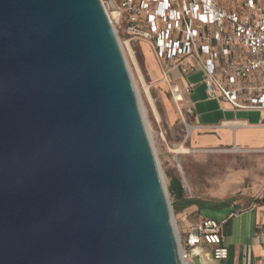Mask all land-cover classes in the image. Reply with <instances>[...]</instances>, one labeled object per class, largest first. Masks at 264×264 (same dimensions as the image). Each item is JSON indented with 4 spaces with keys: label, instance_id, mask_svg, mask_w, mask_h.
Here are the masks:
<instances>
[{
    "label": "water",
    "instance_id": "obj_1",
    "mask_svg": "<svg viewBox=\"0 0 264 264\" xmlns=\"http://www.w3.org/2000/svg\"><path fill=\"white\" fill-rule=\"evenodd\" d=\"M0 264H181L99 0H0Z\"/></svg>",
    "mask_w": 264,
    "mask_h": 264
},
{
    "label": "built area",
    "instance_id": "obj_2",
    "mask_svg": "<svg viewBox=\"0 0 264 264\" xmlns=\"http://www.w3.org/2000/svg\"><path fill=\"white\" fill-rule=\"evenodd\" d=\"M99 1L118 44V32L124 34L123 44L131 60L136 61L131 42L150 48L179 112L185 103L183 94L192 85L179 88L171 83L170 73L199 69L208 98L255 110L264 120V0ZM234 46L238 48L236 55ZM164 59L170 64L168 68ZM239 92L247 96L248 104L238 103ZM238 150L234 146L227 149ZM225 222L204 218L191 226L185 239L176 230L180 260L186 263L199 256L201 246L209 248L213 261L226 260Z\"/></svg>",
    "mask_w": 264,
    "mask_h": 264
},
{
    "label": "rangeland",
    "instance_id": "obj_3",
    "mask_svg": "<svg viewBox=\"0 0 264 264\" xmlns=\"http://www.w3.org/2000/svg\"><path fill=\"white\" fill-rule=\"evenodd\" d=\"M118 37L164 182L167 201L172 207L174 227L179 235H182L186 225L192 224L197 217L220 222L230 211L237 210L224 207L218 209L208 204L200 210L188 207L175 212V204L178 202L182 205L181 200L237 201L242 208L246 207L247 202L256 197L264 186V158L249 151L219 153L229 148L203 150L194 146L190 135L193 119L185 109L184 103L181 112L178 111L170 94V85L164 82L161 68L152 51L143 44L131 42L136 61L131 60L130 53L123 44L126 39L121 31L118 32ZM163 64L168 68L165 59ZM179 76L178 69L170 73L173 80H178ZM200 77V70L195 69L185 78L189 82H195ZM180 149L188 153L173 152ZM172 180L176 186L177 197L169 191ZM246 226L245 217L225 224L223 230L226 243L234 241L238 232H244Z\"/></svg>",
    "mask_w": 264,
    "mask_h": 264
},
{
    "label": "crops",
    "instance_id": "obj_4",
    "mask_svg": "<svg viewBox=\"0 0 264 264\" xmlns=\"http://www.w3.org/2000/svg\"><path fill=\"white\" fill-rule=\"evenodd\" d=\"M139 44L145 45L150 50L145 43L141 42ZM237 50L238 48L234 46L233 53L235 55ZM188 63L189 65L192 64L191 61H188ZM169 65L167 63V66ZM152 68L155 69L154 66ZM188 74L190 73L180 72L178 80L172 79L171 83L182 89L192 85L190 91L184 93L183 97L185 109L191 111L190 115L193 119V130L190 131L193 145L203 150H216L234 146L242 149V153L249 151L264 158V120L260 114L252 109L236 108L221 99L208 98L202 84V73L200 79L195 82H189L185 78ZM238 103L248 104L247 96L239 92ZM175 188L176 186L172 180L169 191L177 197L178 194ZM184 201L186 200H181L182 205H179L178 202L175 204V212L188 207H195L199 210L201 208L196 204L185 207ZM199 201L202 202V200ZM204 202H209L210 205L214 206L223 204L221 208L224 207L229 210L236 208L235 212L230 211L228 216L223 219L226 221L225 224L234 219L245 217L247 226L245 231L241 233L240 230L238 237L230 243H226V236L222 228L224 246L228 249L226 260L213 261L209 256V248L201 246L198 248L200 255L193 256L186 264H264V186L256 197L247 202L244 208L237 201ZM202 219L204 218L197 217L192 224L186 225L180 237L185 239L191 226Z\"/></svg>",
    "mask_w": 264,
    "mask_h": 264
},
{
    "label": "bare ground",
    "instance_id": "obj_5",
    "mask_svg": "<svg viewBox=\"0 0 264 264\" xmlns=\"http://www.w3.org/2000/svg\"><path fill=\"white\" fill-rule=\"evenodd\" d=\"M121 48V47H120ZM124 60H125V58H124ZM175 154H185V153H188V151H186V150H184V149H180V150H174L173 151ZM172 152V153H173ZM214 152H218V151H214ZM232 153V152H236V153H242L243 151H241V150H238V151H219V153ZM179 156V155H178ZM181 156V155H180ZM176 157V156H175ZM178 158V157H177ZM160 177H161V175H160ZM161 182H162V185H163V189H164V192H165V186H164V182H163V180H162V177H161ZM165 196H166V193H165ZM166 198H167V196H166ZM168 203H169V201H168ZM176 236H177V232H176ZM178 238V237H177ZM181 261V260H180ZM181 264H186L185 262H183V261H181Z\"/></svg>",
    "mask_w": 264,
    "mask_h": 264
},
{
    "label": "trees",
    "instance_id": "obj_6",
    "mask_svg": "<svg viewBox=\"0 0 264 264\" xmlns=\"http://www.w3.org/2000/svg\"><path fill=\"white\" fill-rule=\"evenodd\" d=\"M192 204H196V205H199L200 207H203V206H206L209 204V202H204V201H199V200H186L184 201V205L185 207L186 206H189V205H192ZM223 206V204H219V205H216L215 207L216 208H221Z\"/></svg>",
    "mask_w": 264,
    "mask_h": 264
}]
</instances>
